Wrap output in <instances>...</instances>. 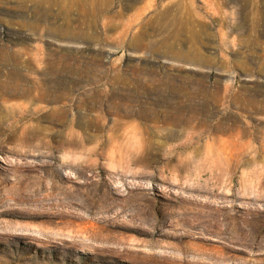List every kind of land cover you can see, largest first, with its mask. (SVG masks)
Listing matches in <instances>:
<instances>
[{"label": "rangeland", "instance_id": "1", "mask_svg": "<svg viewBox=\"0 0 264 264\" xmlns=\"http://www.w3.org/2000/svg\"><path fill=\"white\" fill-rule=\"evenodd\" d=\"M0 264H264V0H0Z\"/></svg>", "mask_w": 264, "mask_h": 264}, {"label": "bare ground", "instance_id": "2", "mask_svg": "<svg viewBox=\"0 0 264 264\" xmlns=\"http://www.w3.org/2000/svg\"><path fill=\"white\" fill-rule=\"evenodd\" d=\"M23 93V92H22ZM25 94V93H24ZM52 113L54 114V115H56V116H58L62 121H64V119H65V117H66V113H67V110L66 109H64L63 107H54L53 109H52ZM12 115V114H11ZM11 115H10V117H11ZM9 117V118H10ZM14 117V116H13ZM18 121H20V119L18 120ZM15 134V133H14ZM118 135V134H117ZM125 140V139H124ZM123 141V140H122ZM69 143H71L70 141H68ZM120 145H122V147H121V149L123 150V151H125V148H127V151H125L124 153H127L129 150H131V148L130 147H128V146H126V144L124 145L123 144V142L122 143H120L119 144V146ZM133 147V146H132ZM116 148H119L118 147V145H115L114 146V149H116ZM115 151H117V150H115ZM122 151V152H123ZM122 154L121 155V158L123 159V161H125V160H127V158H129V160L131 161V162H136V160H137V158H131L130 156H129V154L128 155H126V154ZM133 154V152H131L130 153V155H132Z\"/></svg>", "mask_w": 264, "mask_h": 264}]
</instances>
